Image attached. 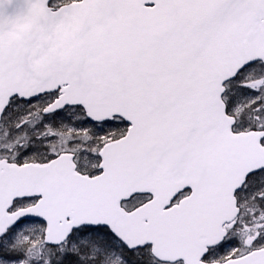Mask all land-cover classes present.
<instances>
[{
  "label": "snow or ice",
  "instance_id": "1",
  "mask_svg": "<svg viewBox=\"0 0 264 264\" xmlns=\"http://www.w3.org/2000/svg\"><path fill=\"white\" fill-rule=\"evenodd\" d=\"M0 264H264V0H0Z\"/></svg>",
  "mask_w": 264,
  "mask_h": 264
}]
</instances>
